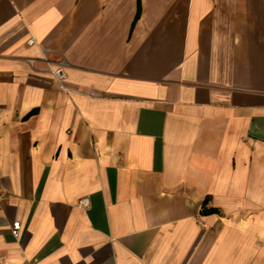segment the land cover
<instances>
[{"label": "crops", "instance_id": "0c3cea01", "mask_svg": "<svg viewBox=\"0 0 264 264\" xmlns=\"http://www.w3.org/2000/svg\"><path fill=\"white\" fill-rule=\"evenodd\" d=\"M0 264H264V0H0Z\"/></svg>", "mask_w": 264, "mask_h": 264}, {"label": "built area", "instance_id": "2783aa9c", "mask_svg": "<svg viewBox=\"0 0 264 264\" xmlns=\"http://www.w3.org/2000/svg\"><path fill=\"white\" fill-rule=\"evenodd\" d=\"M34 42H35V40L33 38H31L29 40L30 44H33ZM49 68H50V72L53 75L54 79L59 83V86L64 88L63 82L67 76L65 69H64V63L60 62L58 67H53L51 64H49ZM79 204L82 206H87L88 205V199L83 198L82 200H80ZM20 229H21L20 222H15L14 226H13L14 235H18V232L20 231Z\"/></svg>", "mask_w": 264, "mask_h": 264}]
</instances>
